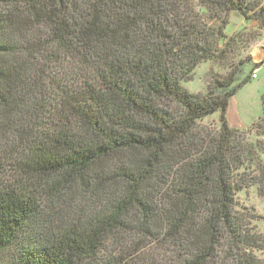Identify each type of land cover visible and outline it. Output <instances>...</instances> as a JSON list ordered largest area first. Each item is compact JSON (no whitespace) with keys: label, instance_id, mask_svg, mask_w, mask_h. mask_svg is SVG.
Wrapping results in <instances>:
<instances>
[{"label":"trees","instance_id":"obj_1","mask_svg":"<svg viewBox=\"0 0 264 264\" xmlns=\"http://www.w3.org/2000/svg\"><path fill=\"white\" fill-rule=\"evenodd\" d=\"M257 1L0 0V264H119L152 246L170 264H219L223 246L264 264L236 199L264 193V105L247 130L227 119L260 65L183 86L229 13L264 28Z\"/></svg>","mask_w":264,"mask_h":264},{"label":"rangeland","instance_id":"obj_2","mask_svg":"<svg viewBox=\"0 0 264 264\" xmlns=\"http://www.w3.org/2000/svg\"><path fill=\"white\" fill-rule=\"evenodd\" d=\"M257 3V0H250ZM264 9V0L257 8ZM228 25L225 28L226 39L219 42L218 52L215 57L200 63L192 76L190 82L183 83V86L192 94H205L208 90L210 81L214 75L225 76L231 71L238 68L239 63L252 57L254 64L260 65L257 69L259 79L250 80L243 85L236 93L227 110V119L232 128L239 130H247L255 121L262 117V107L264 105V28L262 23L256 21H245L241 15L231 12L228 15ZM245 69V66L242 67ZM251 67L246 68V72H250ZM219 115L209 117L202 122L203 126L215 128L218 123ZM246 143H254L257 141L255 135H243ZM245 143V144H246ZM264 156V150L262 151ZM252 156V154H250ZM264 158V157H263ZM254 160V159H253ZM254 162V161H253ZM251 164V165H250ZM257 165V161L249 163L251 169L247 173L251 174L252 169ZM248 166V164H247ZM258 168V166H256ZM257 169H253L256 173ZM237 211L244 215V219L249 228H254L257 236L264 241V193L260 194L258 187H251L248 191H243L237 195ZM168 248H157L152 246L147 253L140 258L129 259V255L117 257L119 264H170L171 254L166 252ZM225 247H221L219 264H235L232 255L226 259L229 254L224 251ZM150 252V253H149ZM163 254L164 257H159ZM256 256L264 259V251H256ZM126 257V259L124 258Z\"/></svg>","mask_w":264,"mask_h":264},{"label":"built area","instance_id":"obj_3","mask_svg":"<svg viewBox=\"0 0 264 264\" xmlns=\"http://www.w3.org/2000/svg\"><path fill=\"white\" fill-rule=\"evenodd\" d=\"M252 77H253L254 79H256V78H257V72H255V73L252 75Z\"/></svg>","mask_w":264,"mask_h":264},{"label":"crops","instance_id":"obj_4","mask_svg":"<svg viewBox=\"0 0 264 264\" xmlns=\"http://www.w3.org/2000/svg\"><path fill=\"white\" fill-rule=\"evenodd\" d=\"M254 62H255V61H254ZM254 62H253V63H254ZM262 65H264V62H263V64H262ZM258 76H259V73H258ZM259 77H260V76H259ZM259 77H258V79H259ZM258 79H257V80H258Z\"/></svg>","mask_w":264,"mask_h":264}]
</instances>
